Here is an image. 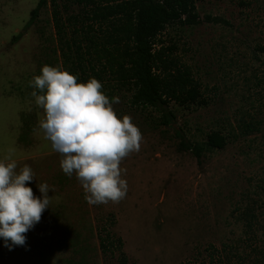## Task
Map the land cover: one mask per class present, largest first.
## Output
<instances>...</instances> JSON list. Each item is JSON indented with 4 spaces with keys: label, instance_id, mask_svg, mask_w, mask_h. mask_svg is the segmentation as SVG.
Instances as JSON below:
<instances>
[{
    "label": "rangeland",
    "instance_id": "374dc122",
    "mask_svg": "<svg viewBox=\"0 0 264 264\" xmlns=\"http://www.w3.org/2000/svg\"><path fill=\"white\" fill-rule=\"evenodd\" d=\"M108 1L121 0H95ZM38 2L0 0V158L14 149L18 169L27 164L35 174L26 182L33 194L41 196L39 183L53 190L47 193L50 207L25 234V245L10 250L0 240V264L194 262L204 254H190L185 245L188 216L183 210H246L237 216L250 215L247 209L264 210V0H197L200 23H173L159 34L156 49L165 48L191 68L207 102L170 103L167 109L176 119L169 125L162 124V109L133 106L132 89L104 76L102 91L119 97L112 105L117 117H131L142 140L139 151L120 163L126 196L99 205L85 201L75 174L62 172L60 154L38 127L44 112L28 82L43 65L66 70L65 40L87 46L85 36L96 35L101 45L111 47L109 25L87 20L93 6L88 0H57L64 38L50 2L26 29ZM250 121L258 123L257 129L243 130ZM215 131L226 136L225 147L206 150L200 158L180 144L184 138L205 145Z\"/></svg>",
    "mask_w": 264,
    "mask_h": 264
},
{
    "label": "clouds",
    "instance_id": "9594fccd",
    "mask_svg": "<svg viewBox=\"0 0 264 264\" xmlns=\"http://www.w3.org/2000/svg\"><path fill=\"white\" fill-rule=\"evenodd\" d=\"M28 83L36 106L44 112L38 127L52 151L60 154L62 172L75 174L89 205L119 202L128 190L120 163L139 151L142 140L131 117H117L112 105L119 97L110 99L96 78L78 81L60 66L43 65ZM13 156L9 148L0 158V240L10 250L25 245V234L50 207L47 193L52 189L39 183L41 196H35L26 183L35 178L32 168L25 164L18 169Z\"/></svg>",
    "mask_w": 264,
    "mask_h": 264
},
{
    "label": "trees",
    "instance_id": "16d2710c",
    "mask_svg": "<svg viewBox=\"0 0 264 264\" xmlns=\"http://www.w3.org/2000/svg\"><path fill=\"white\" fill-rule=\"evenodd\" d=\"M88 1L93 6L87 20L109 25L107 38L112 48L101 45L96 35L85 36L87 46L83 44L84 41L77 39L72 42L65 40L68 48L63 53L65 68L76 75L78 81L94 77L104 83V76L109 74L115 84L132 89L133 106L162 109L164 125L176 119L175 113L167 109L170 103L174 102L181 107L207 103L191 68L167 54L165 48L156 49L158 36L168 25L200 23L197 0H121L112 3L108 1L107 4ZM49 2L53 6L58 34L64 38L65 30L57 0H39L25 28L35 23L41 9ZM92 29L93 26H89L86 33L91 34ZM76 31L79 32V29ZM21 36L22 33H19L14 41ZM257 125L250 121L241 127L243 130L254 131ZM226 143V136L218 131L208 135L205 145L188 142L184 138L180 142L183 149L191 151L197 158L206 150L222 149Z\"/></svg>",
    "mask_w": 264,
    "mask_h": 264
},
{
    "label": "crops",
    "instance_id": "0c3cea01",
    "mask_svg": "<svg viewBox=\"0 0 264 264\" xmlns=\"http://www.w3.org/2000/svg\"><path fill=\"white\" fill-rule=\"evenodd\" d=\"M183 211L188 216L185 241H189L184 244L190 254L197 250L204 256L194 262L186 258L181 264H264V210H249L250 215L241 216L237 213L246 210ZM247 247L250 250L245 251Z\"/></svg>",
    "mask_w": 264,
    "mask_h": 264
}]
</instances>
